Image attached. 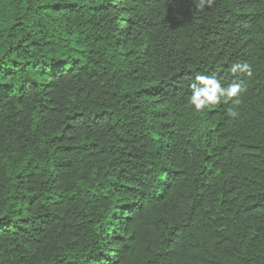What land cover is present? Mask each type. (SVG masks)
Wrapping results in <instances>:
<instances>
[{
  "label": "trees",
  "instance_id": "trees-1",
  "mask_svg": "<svg viewBox=\"0 0 264 264\" xmlns=\"http://www.w3.org/2000/svg\"><path fill=\"white\" fill-rule=\"evenodd\" d=\"M0 264H264V0H0Z\"/></svg>",
  "mask_w": 264,
  "mask_h": 264
},
{
  "label": "clouds",
  "instance_id": "clouds-1",
  "mask_svg": "<svg viewBox=\"0 0 264 264\" xmlns=\"http://www.w3.org/2000/svg\"><path fill=\"white\" fill-rule=\"evenodd\" d=\"M195 3L198 9H204L206 5L211 7L214 0H195ZM238 70L247 73L249 76L252 74L251 67L247 63H234L231 66L233 73H236ZM188 87L191 91L189 103L197 112L219 105L224 100L238 98L243 91L240 84L237 83L224 86L222 79L216 74L196 75ZM239 102V99L233 101L236 104Z\"/></svg>",
  "mask_w": 264,
  "mask_h": 264
}]
</instances>
